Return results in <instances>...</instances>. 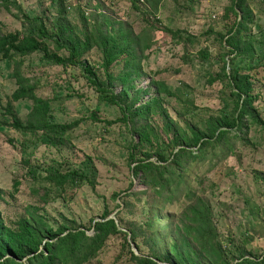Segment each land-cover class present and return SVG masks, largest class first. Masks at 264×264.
Masks as SVG:
<instances>
[{
  "label": "rangeland",
  "instance_id": "374dc122",
  "mask_svg": "<svg viewBox=\"0 0 264 264\" xmlns=\"http://www.w3.org/2000/svg\"><path fill=\"white\" fill-rule=\"evenodd\" d=\"M2 0H0L1 3ZM60 0H23L26 13L43 17L50 26L57 17ZM69 2L67 38L82 37L81 12L88 21L103 15L108 32L120 34L130 30L139 35L132 44L133 60L127 67L117 58L110 66L114 89L122 94L121 102L137 105L157 97L147 113L127 120L119 105L107 93H98L80 75L81 67L64 69L50 64L33 53L22 59L0 60V216L13 225L22 217L35 224L42 219L52 227L74 225L93 231L92 225L104 211L115 218L118 228L135 231L137 245L144 253L156 247L162 254L170 240L178 237L174 228L177 212L185 204L187 193L199 195L211 209L218 239L230 256L261 259L264 256V128L245 116L241 131L231 132L196 155L184 156L180 165L169 166L168 184L157 192L136 175L130 154L141 158L143 151L169 156V140L176 130L189 134L191 128H203L209 117L230 113L235 97L222 77L210 81L218 72L215 57L228 53L219 34L233 21L225 7L230 0H161L152 10L143 0H62ZM252 14L246 30L236 40L252 36L255 56L264 29V5L251 4ZM228 15L229 20L225 18ZM2 31H30L31 24L18 21L0 9ZM176 32V35H172ZM242 36V37H241ZM141 46V47H140ZM207 49L209 60L201 61L198 52ZM62 55L67 52L60 50ZM228 59V54L226 55ZM29 85L37 103L29 96L14 99L18 88L14 65ZM81 60L90 65L98 77L101 57L95 49ZM16 61V62H15ZM252 109L264 121V84L253 81ZM11 107L26 131L11 127L7 107ZM9 109V110H11ZM145 111V110H144ZM246 123V124H245ZM47 124L46 126H43ZM49 124L68 125L64 131L50 129ZM143 128L140 144L136 129ZM155 157L153 156L152 159ZM55 171H74L84 179L49 180ZM87 177V178H86ZM168 215L169 230L162 227L151 233ZM174 217V218H173ZM41 218V219H38ZM38 222V223H37ZM40 225V224H39ZM42 225V223H41ZM133 250L136 253L135 247ZM252 256V257H251ZM128 257L123 236L108 237L92 264H122Z\"/></svg>",
  "mask_w": 264,
  "mask_h": 264
},
{
  "label": "trees",
  "instance_id": "16d2710c",
  "mask_svg": "<svg viewBox=\"0 0 264 264\" xmlns=\"http://www.w3.org/2000/svg\"><path fill=\"white\" fill-rule=\"evenodd\" d=\"M22 1L2 0L0 3L2 12L13 15L20 22L32 25L30 31H2L0 27V60L13 59L14 61L17 57L22 59L33 53H40L44 61L64 69L81 67L80 75L94 86L98 93L109 94L111 101L119 105L120 111L127 120L131 121L137 114L150 111L157 97L152 96L138 105L134 102L130 104L121 102L122 94H126L128 88H123L117 93L113 87L115 79L110 73V66L120 56L130 55L123 59L125 67L130 60H133L132 44L139 45L138 34L133 35L130 30L111 34L106 27L112 23L107 22L106 17L100 15L88 21L81 12L84 25L83 36L67 38L69 21L65 10L71 8L69 2L64 5L60 0L57 17L53 18L48 26L43 17L26 13L25 8L22 7ZM133 1V7L139 10L136 6L139 0ZM143 1L154 11L158 9L161 2V0ZM256 3L264 5V0H230V5L225 7L234 19L226 25L225 31L219 36L223 43L222 47L228 50L229 58H226V53L215 57L220 67L208 81L212 82L220 77L226 80L231 94L235 97L232 111L209 117L203 128H191L189 134L176 130L169 140V156L158 151L153 155L147 150L143 151L141 158H135L133 154H130V161L134 164L133 172L155 192L164 183L168 184V175L171 174L169 166L180 165L179 161L182 157L196 155L208 146L223 141L228 133L241 131L245 116H249L255 124L264 128V121L252 109L250 95L253 81L264 84V53L258 58L255 56L253 45L257 40L255 37L248 36L243 40L240 38L236 40L237 35L246 30L247 21L252 14L249 6ZM225 18L230 19L227 14ZM261 33L263 36L258 44L259 47L264 48V29ZM172 35H176V32ZM92 49L98 51L101 57L99 67L103 71L104 79L99 78L95 70L81 60V57ZM60 50L66 51L67 55H62ZM198 54L201 61L209 60L207 49H202ZM21 62L20 60L14 65L18 88L13 93V98L29 96L37 103H42L41 99L32 94L35 87L29 85L19 73L18 66ZM7 109L12 120L11 127L21 132L26 131L28 126L21 124L10 106ZM48 126L55 131L58 129L64 131L68 128V125L49 124ZM140 130L143 131V128L136 129L140 144L148 142L147 138L142 139L143 132ZM153 156L154 159H152ZM68 178L82 180L85 176L74 171L65 173L55 171L53 176L48 177L49 180H56L60 184ZM109 214V211H104L100 220L93 223L91 234H88L86 229H80L79 226L74 225L52 227L43 223L41 218H38L41 219L40 225L35 224V216L31 217L34 220L22 217L10 225L6 224L0 216V264H92L90 261L97 256L108 237L116 233L123 236V242L127 247L128 257L122 264H264V256L261 259L252 256V258L244 257V254H236L232 257L225 251L218 239L210 206L193 191L187 193L185 204L177 212L178 222L174 231L178 239L170 240L166 254H162L158 247L144 253L137 245L135 231L130 230L128 237L126 232L118 228L114 217L107 218ZM170 218L168 215L161 218L155 215V219L146 225L153 224L154 228L155 222H159L161 227L151 231V233H159L162 227L169 230Z\"/></svg>",
  "mask_w": 264,
  "mask_h": 264
}]
</instances>
